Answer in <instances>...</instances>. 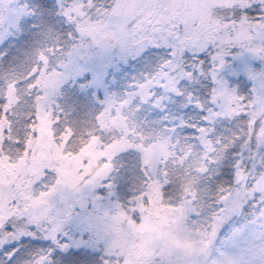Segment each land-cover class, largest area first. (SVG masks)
I'll return each instance as SVG.
<instances>
[{"label": "snow or ice", "instance_id": "6c2138e0", "mask_svg": "<svg viewBox=\"0 0 264 264\" xmlns=\"http://www.w3.org/2000/svg\"><path fill=\"white\" fill-rule=\"evenodd\" d=\"M0 264H264V0H0Z\"/></svg>", "mask_w": 264, "mask_h": 264}]
</instances>
